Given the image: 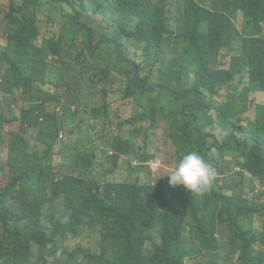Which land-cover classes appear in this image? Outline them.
<instances>
[{"label":"clouds","instance_id":"1","mask_svg":"<svg viewBox=\"0 0 264 264\" xmlns=\"http://www.w3.org/2000/svg\"><path fill=\"white\" fill-rule=\"evenodd\" d=\"M100 1L0 0V264H57L63 250L79 249L59 235L47 240L54 226L65 221V209L42 205L27 184L29 171L35 169L36 178L47 171L43 164H33L39 156L23 116L31 107L37 147L43 156L40 140L51 142L54 166L62 174L87 186L109 182L127 192L146 188L150 203L138 211L131 223L134 237L127 242L140 264H239L255 257L262 261L264 159L258 164L247 160L254 145L264 148V116L257 111L264 108V92L252 84L264 57L257 49L254 68H247L241 56L247 58L250 48L238 49L243 39L264 43V22L259 34L241 37L235 32L232 43H213L215 38L207 42L205 37L211 36L212 19L206 15L214 11V0H118L106 14L99 10ZM237 18L241 30L242 13ZM105 31L127 36L122 40L128 60L106 51ZM137 34L147 38L140 47L133 45ZM91 37L97 38L91 43L96 54L87 50ZM193 38L201 51L195 45L192 53ZM23 41L52 52L60 47V57L31 68L32 47L23 53ZM167 49L186 66L181 71L189 77V87L212 106L209 114L239 107L242 121L237 125L256 132L247 149L243 134L238 132V141L228 138L216 120L209 124L204 111L183 105L167 90L144 98L143 104L126 90L124 67L132 63L148 76L156 57ZM171 58L166 59V69L174 68ZM12 63L23 76L33 77L37 71L31 99L22 98L30 84L9 77ZM158 74L165 82L167 76ZM153 105L158 107L157 122ZM14 123L16 130L6 129ZM136 125L149 130L148 135L136 132ZM232 144H237L235 151ZM231 155L241 158V164L235 162L229 172ZM107 165L121 172L120 179L98 171ZM241 174L248 201L244 214H235L233 201L220 199L215 191L226 193L218 186L228 180L241 182ZM181 215L184 218L178 219ZM39 217L45 239L34 240L32 246L15 243L20 228L30 229ZM155 254L160 258L153 259ZM106 257L109 264L119 263L113 252Z\"/></svg>","mask_w":264,"mask_h":264},{"label":"trees","instance_id":"2","mask_svg":"<svg viewBox=\"0 0 264 264\" xmlns=\"http://www.w3.org/2000/svg\"><path fill=\"white\" fill-rule=\"evenodd\" d=\"M118 2V0H101L99 10L101 13L106 14L114 10ZM213 10V12L206 15L212 19L211 36L205 37L207 42L213 41L215 38L213 43L221 42L222 39L232 43V37L235 32L241 37L253 36L260 31L259 24L264 22V0H214ZM241 13L243 15V28L239 30L237 27V17ZM124 37L115 31H105V39L108 46L106 51L108 53H115L122 59L128 60L130 53L125 49L122 40ZM96 39V37L89 39L90 45L87 46V50L90 54H96L93 45H91ZM146 39L142 34H137L133 45L140 47ZM155 42L160 45L163 44L161 40H155ZM195 45H198V40L193 38L192 53L196 51ZM19 47L25 54L32 47L31 54L35 62L31 68L35 64L46 66L49 61L57 60L60 57V47H57L52 52L49 47L33 46L28 41L19 42ZM246 47L250 48V52L247 58L242 55L241 61L247 68H254V54L259 49L261 56L264 57V43L258 39L249 41L243 39L238 52ZM196 49L201 51L199 45ZM167 58L168 60L171 58L169 50H162L161 54L156 57L151 65L148 76L143 74L132 63L124 67L126 68L124 72L127 75L124 81L127 84L126 90L134 95L141 104H143L142 101L146 97L149 100L152 99L155 92L167 90L170 95L176 99H180L183 105H188L198 112L204 111L205 118L209 124H213L214 120H216V126L225 131L228 138L231 137L233 140L238 141V132L243 134L245 148L247 149L249 141L256 135V132L254 129L237 125V122L240 123L242 121L238 117L239 107L232 105L231 109L226 113L227 115L224 113L209 114L212 106L197 89L189 87V77L181 71L186 66L176 58H171L174 60V68L166 69L164 65L167 64ZM261 64L260 67L256 68L259 71L252 84L253 86L254 84H259L261 90L264 92V62ZM132 71L136 72L134 76L130 75ZM159 72H163L167 76L165 82L160 81ZM25 76H23L20 68L12 63L9 77L15 78L18 83L25 81L30 84V88L22 93V98L28 100L33 96V89L36 86L33 81L37 77V71L33 73V77L32 74H25ZM173 83L178 87H173ZM10 90L16 91L13 87ZM145 107L146 105H144ZM32 109L33 107L29 111L24 112L23 116L25 121L29 123L28 130L34 138L35 155L39 156L34 158L33 164H43V167L47 171H41L39 178L33 175L35 169L29 171L27 184L39 196L42 205L49 204L53 208L62 206L65 209V221L54 226L52 234L47 240L54 241L56 236L59 235L69 244H76L74 246L79 248L74 252L63 250L62 258L59 259L57 264H109L106 255L110 252H113L115 259L119 260L118 264H140L128 251L127 242L131 241L134 237V228L131 226V223L138 219V211L145 209L150 203L146 188L144 186H137L135 192H127L126 190L122 191L119 185L109 182H105L103 187L100 185L87 186L85 183L79 182L80 180H75L62 174L54 166V157L51 156V142L45 139L40 140L43 144V156L37 147L35 138L36 128L32 122V115L35 110L32 112ZM151 111L154 121L157 122L158 107L153 105ZM257 111L264 116V108H259ZM144 118L147 117L145 116ZM135 131L143 136H147L149 133V130L138 125H136ZM16 140L18 144H21L22 139L20 137H17ZM232 148L235 151L237 144H232ZM258 153L260 158L256 157ZM231 156L232 160L228 165L229 172L233 171L235 162L241 164V158L234 155ZM263 159L264 148L254 145L251 148V157L247 160V163L258 164L259 160L262 163ZM244 180V174H241V182L228 180L223 185L218 186L219 189L226 190V193L220 194L219 191H215V196H218L220 199L226 198L233 201V212L235 214H244L247 205L248 200L245 194ZM215 206V203L212 202V209ZM39 207L40 211H42L40 205ZM40 217L30 229L28 227L20 228L21 230L14 237V242L32 246L34 240L45 239L47 233L43 229V220ZM183 218L184 215L178 217V219ZM212 243L216 245V240L213 237ZM2 252L3 247L0 246V255ZM158 258H160V254H155L153 257V259ZM239 264H264V255L260 262L255 257L247 261H241Z\"/></svg>","mask_w":264,"mask_h":264},{"label":"rangeland","instance_id":"3","mask_svg":"<svg viewBox=\"0 0 264 264\" xmlns=\"http://www.w3.org/2000/svg\"><path fill=\"white\" fill-rule=\"evenodd\" d=\"M169 66H172V63H170ZM33 73H35V71ZM114 101H116V98H114ZM6 129L7 130H16L17 129V124L14 123V124H12L10 126H7ZM56 162H57V159H56ZM98 171H100L101 173H106L109 176V178H111V179H117L118 180L121 177V172L120 171H114L113 172L111 170L110 166H108V165L103 167V168L98 169ZM225 240H226V237L221 239L223 245H225Z\"/></svg>","mask_w":264,"mask_h":264}]
</instances>
